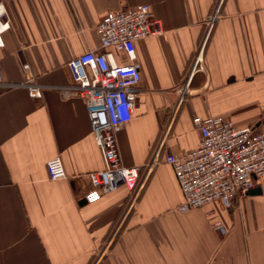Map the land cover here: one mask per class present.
Segmentation results:
<instances>
[{
	"label": "crops",
	"instance_id": "0c3cea01",
	"mask_svg": "<svg viewBox=\"0 0 264 264\" xmlns=\"http://www.w3.org/2000/svg\"><path fill=\"white\" fill-rule=\"evenodd\" d=\"M4 4L11 28L0 46V76L24 82L27 63L50 87L36 98L26 86H0V264H264V178L256 185L261 192L233 209L214 201L181 212L184 194L166 161L198 146L196 116H224L264 131V0ZM139 4H149L166 30L136 42L138 106L118 130L122 161L141 166V178L134 191L122 184L84 203L87 175L104 167L103 154L84 99L56 86L73 83L72 59L101 48L97 25L107 12ZM54 157H61L65 178L50 179ZM216 221L224 228L214 229Z\"/></svg>",
	"mask_w": 264,
	"mask_h": 264
},
{
	"label": "built area",
	"instance_id": "2783aa9c",
	"mask_svg": "<svg viewBox=\"0 0 264 264\" xmlns=\"http://www.w3.org/2000/svg\"><path fill=\"white\" fill-rule=\"evenodd\" d=\"M217 13L211 18H217ZM11 28V21L0 0V46L3 33ZM101 48L89 50L68 64L73 83L57 85L64 94L84 99L94 137L103 154L104 167L87 176L90 188L84 199L93 204L106 193L124 184L129 190L138 188L141 166H126L121 157L118 130L129 122L138 106L142 67L137 58L136 42L152 36L166 34L162 21L149 4H139L107 12L97 25ZM112 49L125 55L121 63ZM202 49L186 78L180 95L190 93L189 84L201 62ZM26 80L21 83L6 82L0 76V86L25 87L32 97L41 98L43 90L50 87L38 82L27 63L24 64ZM180 102V101H179ZM194 125L200 133L198 146L184 154H168L166 161L173 166L184 194L178 209L181 212L202 208L220 201L225 208L233 209L240 199L264 178V131L253 125H239L224 116H196ZM157 157L149 163L150 174ZM50 179L67 176L61 157L47 162ZM214 229H223L220 221L212 223ZM108 246L99 257L104 256Z\"/></svg>",
	"mask_w": 264,
	"mask_h": 264
},
{
	"label": "water",
	"instance_id": "95a60500",
	"mask_svg": "<svg viewBox=\"0 0 264 264\" xmlns=\"http://www.w3.org/2000/svg\"><path fill=\"white\" fill-rule=\"evenodd\" d=\"M260 192H261V188H260V187H255V188H253L249 193H250V194H257V193H260ZM83 202L85 203L86 200L84 199Z\"/></svg>",
	"mask_w": 264,
	"mask_h": 264
}]
</instances>
